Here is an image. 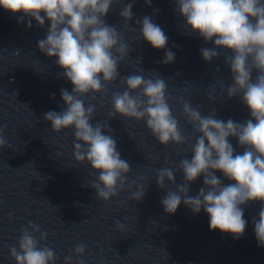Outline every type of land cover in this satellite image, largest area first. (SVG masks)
Instances as JSON below:
<instances>
[{"label": "clouds", "instance_id": "obj_1", "mask_svg": "<svg viewBox=\"0 0 264 264\" xmlns=\"http://www.w3.org/2000/svg\"><path fill=\"white\" fill-rule=\"evenodd\" d=\"M176 10L186 21L184 27L198 33L205 42L214 41V47L202 48L206 62L219 58L221 51L224 64L230 69L231 84L226 95L229 99L239 96L249 109L251 118L237 123L231 118L226 122L216 118L215 109L202 115L199 108L181 99V112L192 132L181 130L177 116L169 104L168 83L158 74H144L143 69L128 76H121L118 68L133 49L125 41L116 26H109L105 17L118 0H0V8L13 15L35 19L38 26L50 22L46 38L39 40L40 51L55 57L63 69V76L72 84L71 93L61 90L66 105L61 112L48 111L44 120L50 122L52 131L60 133L73 129V159L77 163L91 165L98 175L89 183L96 198L108 202L125 190L130 173L129 163L121 158L116 140L103 133L107 122L90 121L96 114V94H109V85L117 79L123 91L111 93V111L108 119L117 115L126 120L145 122L151 135L163 146H180L195 142L189 147L191 159L182 158L176 168L161 167L156 170L155 180L160 188L166 182L175 185L161 203L165 212L174 214L180 204L198 214L201 209L209 216L210 230L243 235L247 221L243 205L259 201V218L253 219L255 237L264 247V0H175ZM151 5V0H145ZM132 3L124 5L119 15L128 23L133 17ZM43 14V15H42ZM141 25L140 36L154 49H164L168 37L149 16L137 19ZM27 26L31 28V19ZM19 54V52H16ZM175 54L165 53L163 63L173 62ZM136 64L140 63L138 58ZM217 72L220 68L217 67ZM256 73L253 79V73ZM54 95V94H53ZM85 97L89 103H85ZM109 131L111 129L109 128ZM229 137L238 140L244 148L242 154L235 149ZM10 147L0 127V149ZM165 160V164H168ZM176 169L183 172L184 183L176 185ZM219 171L234 183L222 184L215 173ZM203 176L204 187L198 195L189 196V185ZM143 179V178H142ZM132 184H128L131 188ZM131 199L142 200L145 186L136 185ZM117 231H125L120 220L115 221ZM17 244L9 247L15 264H56L58 256L53 248L43 243L48 233L31 221L21 226ZM86 245L77 243L64 257V264H85ZM90 254V253H89Z\"/></svg>", "mask_w": 264, "mask_h": 264}]
</instances>
